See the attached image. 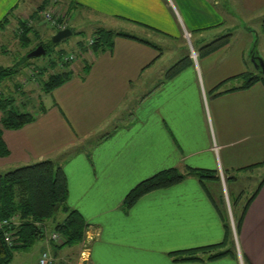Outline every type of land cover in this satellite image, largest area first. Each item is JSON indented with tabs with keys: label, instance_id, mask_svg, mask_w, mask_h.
<instances>
[{
	"label": "crops",
	"instance_id": "0c3cea01",
	"mask_svg": "<svg viewBox=\"0 0 264 264\" xmlns=\"http://www.w3.org/2000/svg\"><path fill=\"white\" fill-rule=\"evenodd\" d=\"M24 1L0 0V22L5 18V24L11 11L29 10ZM49 1L28 0L26 6ZM219 1L74 0L97 28L109 29L108 20L122 18L140 24L145 37L118 29L142 41L116 35L109 49L82 52V63L66 66L70 77L51 90L44 108L19 128L1 129L7 152L0 156V173L44 159L60 165L66 204L93 236L84 251L79 245L55 251L52 264H264V182L238 231L230 219L220 245L224 230L218 212L229 215V196L239 194L233 186L229 193L225 180L248 166H264V86L255 81L240 87L241 74L254 73L245 40L232 45L229 36L224 45L198 55L224 23ZM226 2L236 5L242 18L264 16V0ZM181 37L190 39L195 51L190 47L188 64L165 78L184 56L171 58L173 50L164 49ZM170 167L203 169L217 178L201 186L186 176L121 209L136 183ZM203 246L231 252L183 262L168 255Z\"/></svg>",
	"mask_w": 264,
	"mask_h": 264
},
{
	"label": "trees",
	"instance_id": "16d2710c",
	"mask_svg": "<svg viewBox=\"0 0 264 264\" xmlns=\"http://www.w3.org/2000/svg\"><path fill=\"white\" fill-rule=\"evenodd\" d=\"M66 1L67 3L65 5L67 6V12L69 8L76 7L74 0ZM43 7L44 6L41 4L35 7L34 11L31 13V16L36 14V11L42 9ZM3 19L5 21V18ZM3 19L0 22V27L3 26ZM30 29V26H27L25 22H22L21 25L18 26L19 32L17 33V36L19 38L26 39V35ZM116 35H122L142 41L141 39H138L125 32L113 31L99 27L93 31L90 38V44L87 45L86 43L85 46L81 45L79 50L84 52L86 49H89L91 53H95L100 50L109 49L112 44V38ZM228 37L229 34H225L203 45L200 48L198 55H205L224 45ZM38 44L43 46L45 52L47 45H44L42 42H38L36 45ZM248 55H256L254 46L251 47ZM188 61L189 60L186 58L178 60L167 70L165 78H169L179 72L188 64ZM51 63L54 64V62ZM13 72V66H0V82L6 77L10 76ZM70 75L71 72L66 70H59L51 73L45 80L41 81V89L45 93H48L53 88L67 80ZM241 75L244 76V81L240 86L242 88L248 87L255 81H261L264 86V76L258 73L256 70L254 73H244ZM12 102L13 99L11 97H3L0 93V132L2 128H19L33 118L32 113L28 111H18L17 109L13 108ZM6 152V147L0 136V156H4ZM259 165H263V163H258L257 166ZM257 166H248L241 170H249ZM186 176L195 177L201 186H203L202 184L205 179L217 178L214 176L213 172L203 169L187 168L185 172H180L174 167L166 168L136 183L123 197L120 207L123 211H126L141 195L155 189L166 188L177 184ZM233 179L234 177L232 176L230 180ZM263 182L264 176L256 184L253 191L245 198V201L240 206L239 214L235 216L232 215L233 228L235 232H237L239 229L247 206ZM66 196V180L62 168L60 165L56 164L50 159H44L30 164L17 166L0 173V219L9 217L16 218V223L14 226H12L13 243L11 245H8L3 241L0 232V264H8L14 250L26 248L35 239H45V237L42 236V229L45 228V222H50L51 224L50 230L46 231L47 234H49L50 231L56 232L63 239L60 244H57V242L51 239H46L47 242L50 241L58 247L64 245L70 246L72 243H79L81 241L86 230V225L83 223L80 215L74 209L68 207L66 204ZM240 196L241 193L229 200L230 209L232 205L236 206ZM230 201H232V205ZM58 211L62 212L63 217L57 220L55 218V214ZM218 213L224 230V239L220 244L223 246L225 244V239H227L226 235L230 225L225 215L221 214L220 211ZM230 252L231 249L229 247L224 248L223 250L214 251V246H203L182 250L172 254L170 253L168 255L171 257L172 261L183 262L202 260V258L206 260L216 259ZM201 254L205 256H199ZM53 260L50 264L53 263Z\"/></svg>",
	"mask_w": 264,
	"mask_h": 264
},
{
	"label": "rangeland",
	"instance_id": "374dc122",
	"mask_svg": "<svg viewBox=\"0 0 264 264\" xmlns=\"http://www.w3.org/2000/svg\"><path fill=\"white\" fill-rule=\"evenodd\" d=\"M27 4L28 0H25L24 5L25 7H29V10H22L18 15L17 13L15 14L14 11H11L8 14V19L5 24L0 27V66L14 67V72L0 82V93L3 97L9 96L13 99V108L18 111H28L35 114L51 101L49 97L51 91L45 93L41 89V81L45 80L49 74L59 70L71 72L66 67L68 64H62L63 69H60V58L65 53L73 52L76 54V59L72 62L73 64H70L71 66L79 62L82 63V57L80 56L82 52L79 50V47L81 45L85 46L88 39L91 38L93 31L97 29L96 25L98 24L89 21V17L83 15L77 8H69L67 25L71 30V34L56 43H51L50 38L56 31L55 28L45 24L37 14L31 16L32 11H34L36 7V3L26 6ZM18 8H20V6H18L17 9ZM218 10L226 15L224 23L218 25V37L229 34L231 37L230 43L232 45L239 43L241 40H245L247 47L254 46L257 54L264 60V36L262 32L264 16H251V18L248 19L242 18L239 16V13L235 14L237 11L236 5L230 6L228 2L225 4V0L219 1ZM118 19H114L113 21L108 20L107 22L109 23L106 26L114 31L123 29L138 37H145V34L139 33L137 29L141 27L139 24L128 22L126 19L122 18L120 20ZM27 21L30 22L28 23ZM22 22L27 23V26H30L31 29L28 31L26 39L21 38L18 44H16L12 38L14 37L18 40V26H20ZM36 25H39L40 28L34 29ZM155 40L156 38L152 37V41ZM38 42L47 45L45 52L38 56L27 57V53L33 49ZM190 47L195 51L193 42L190 41V39L188 41L184 37H181L175 41L169 40L164 50L167 48L173 50V55H168L171 58L172 56L177 57L180 52L183 53V58L188 59ZM51 62H54V64ZM263 176L264 166L238 171L235 173V178L233 180H227L226 185L228 186L229 193L230 186H233V188L241 193L236 206L232 205V201H230L232 205L231 209L229 204L227 206L229 215L227 213L226 217L229 223L231 219L233 224L232 215L235 216L239 214L240 206L245 201V198L253 191L259 179ZM231 199L230 195L229 200ZM62 217L63 214L61 211L55 214L57 220ZM50 228V222H45V230L49 231ZM92 237L91 234L86 235V232H84L81 241L79 243H72L70 247L76 249L79 245L82 251H84L88 248V244ZM62 241L63 239L59 235L57 244H60ZM65 246L68 247L69 245L57 247L54 243L50 241L47 242L44 238H38L26 248L14 250L8 264H37V259L41 251H46L48 254L53 255L55 251Z\"/></svg>",
	"mask_w": 264,
	"mask_h": 264
},
{
	"label": "built area",
	"instance_id": "2783aa9c",
	"mask_svg": "<svg viewBox=\"0 0 264 264\" xmlns=\"http://www.w3.org/2000/svg\"><path fill=\"white\" fill-rule=\"evenodd\" d=\"M65 3L63 0H50L48 5L40 10L36 11L37 16L41 18V20L49 25L50 27L55 28V30H60L65 27H67V20H68V12H67V6L64 5ZM35 14V15H36ZM28 23L30 21H27ZM27 25V23H25ZM91 39L89 38L87 41V45L90 44ZM84 52L91 54V51L89 49H86ZM81 55V54H80ZM191 56L194 58V53H191ZM76 58V54L71 53H65L60 58V69H63L62 64H70L72 63ZM16 223L15 217H9V218H3L0 219V232L1 236L3 238V241L11 245L13 243L12 241V226ZM87 233V231L85 230ZM88 235V234H87ZM42 236L46 239H51L55 242L59 239V234L56 232H50L49 234L46 233L45 228L42 229ZM53 260L52 255L48 254L46 251L40 252V255L37 259V264H50Z\"/></svg>",
	"mask_w": 264,
	"mask_h": 264
},
{
	"label": "water",
	"instance_id": "95a60500",
	"mask_svg": "<svg viewBox=\"0 0 264 264\" xmlns=\"http://www.w3.org/2000/svg\"><path fill=\"white\" fill-rule=\"evenodd\" d=\"M71 34V30L68 27H65L63 29L60 30H56L51 38H50V42L51 43H56L58 41H60L61 39L69 36ZM251 49V47H250ZM249 49V51H250ZM44 53V48L41 44L36 45L33 49H31L28 53H27V57H34V56H38ZM249 54V52H248ZM249 61L252 64L254 70L258 71V73H260L261 75L264 76V60H262V58L257 54L256 55H248Z\"/></svg>",
	"mask_w": 264,
	"mask_h": 264
}]
</instances>
